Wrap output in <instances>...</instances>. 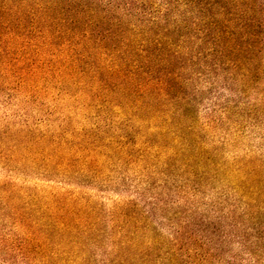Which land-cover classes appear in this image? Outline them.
I'll use <instances>...</instances> for the list:
<instances>
[{
	"label": "trees",
	"instance_id": "1",
	"mask_svg": "<svg viewBox=\"0 0 264 264\" xmlns=\"http://www.w3.org/2000/svg\"><path fill=\"white\" fill-rule=\"evenodd\" d=\"M0 96L5 168L185 194L168 238L136 201L0 181L6 261L214 264L235 240L264 262V153L237 149L264 141V0H0Z\"/></svg>",
	"mask_w": 264,
	"mask_h": 264
},
{
	"label": "rangeland",
	"instance_id": "2",
	"mask_svg": "<svg viewBox=\"0 0 264 264\" xmlns=\"http://www.w3.org/2000/svg\"><path fill=\"white\" fill-rule=\"evenodd\" d=\"M123 3L124 0H117ZM118 4V2H116ZM118 9V8H117ZM20 103L16 101H7L6 98L0 96V125L7 122L14 123L17 121L15 116L16 110L20 107ZM206 107L202 108V115L206 113ZM35 115V114H32ZM39 115V114H37ZM237 149L239 153H264V141L255 135L243 139V143ZM236 150H232L228 155H236ZM0 181H11L18 185L25 186L29 189L45 192H73L77 195L81 193L87 194L95 203L101 205L104 210L111 211L119 204L133 200L138 202L150 213V227L154 231H160L165 237L172 238L178 231L185 233V194L183 195H166L164 200L156 203L154 194L148 192L147 195L140 194L131 185L115 184L110 188H99L84 185L74 181L61 180L57 178L43 177L38 174L22 171L19 169H9L0 165ZM188 203V202H186ZM158 206L157 209L152 208ZM193 227V225H190ZM7 251L0 249V264H12L6 261ZM217 259L214 264H264L258 262L257 257L253 253H249L245 247L233 240L217 253ZM18 264H27L22 259Z\"/></svg>",
	"mask_w": 264,
	"mask_h": 264
}]
</instances>
